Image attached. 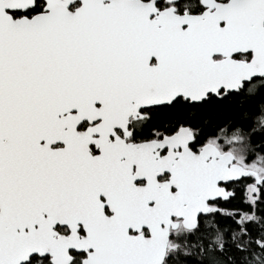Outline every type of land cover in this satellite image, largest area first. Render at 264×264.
<instances>
[{
    "label": "snow or ice",
    "instance_id": "1",
    "mask_svg": "<svg viewBox=\"0 0 264 264\" xmlns=\"http://www.w3.org/2000/svg\"><path fill=\"white\" fill-rule=\"evenodd\" d=\"M0 264H264V0H0Z\"/></svg>",
    "mask_w": 264,
    "mask_h": 264
}]
</instances>
